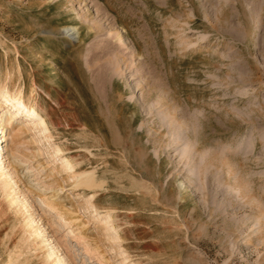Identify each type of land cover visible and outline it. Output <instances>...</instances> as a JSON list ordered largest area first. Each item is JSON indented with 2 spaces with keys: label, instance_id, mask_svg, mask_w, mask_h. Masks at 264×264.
I'll list each match as a JSON object with an SVG mask.
<instances>
[{
  "label": "rangeland",
  "instance_id": "rangeland-1",
  "mask_svg": "<svg viewBox=\"0 0 264 264\" xmlns=\"http://www.w3.org/2000/svg\"><path fill=\"white\" fill-rule=\"evenodd\" d=\"M2 84L0 264H264V0H0Z\"/></svg>",
  "mask_w": 264,
  "mask_h": 264
},
{
  "label": "bare ground",
  "instance_id": "bare-ground-1",
  "mask_svg": "<svg viewBox=\"0 0 264 264\" xmlns=\"http://www.w3.org/2000/svg\"><path fill=\"white\" fill-rule=\"evenodd\" d=\"M255 27L258 28V25L255 24ZM76 30H77V28L72 26L70 28L65 29L63 32L65 34H70V35L76 36V35H78ZM0 88H1V90L4 91L3 93L0 94V102L5 103L4 107L0 105V123L3 122V124L8 128L12 125V123L14 122V120L18 116H21L22 119L25 120L26 122L31 123L35 127H40V128L43 127L44 131H47L46 122H45L44 118L40 115L39 109L33 105H30L27 101H25V95H24L23 91H18L14 95H12L9 85L2 84V85H0ZM5 114H9V118L4 119ZM39 131H42V130H39ZM16 142H18V141H16ZM3 159H4V156L2 155V149L0 148V181H1L2 177L8 176L7 174H6L7 176H5V173H4V171L6 170V166H4V160ZM83 175L86 177V179L91 177V176H89L90 174H88V173L82 174L80 176H83ZM7 179H9V177H7ZM7 179H5V180H7ZM86 179L85 180L84 179L79 180L78 186L79 185H86L88 187H92L93 186L92 182H90L88 179L87 180ZM11 180H12V178H11ZM9 183L11 184V181ZM10 184L5 190L8 199H9V196L11 197V195L14 194V193H11V190H13V192L16 191L15 188H12L14 186L12 184L11 185ZM13 196L14 195H12V198L14 199ZM16 196H15V198H16ZM9 200H12V199H9ZM30 221L31 220H29L28 222H30ZM38 229H39V227H36L34 230L38 231ZM40 235L41 234H37V237L39 238ZM52 256L55 257V260H54L55 264L61 263L60 262L61 260H60L59 256L56 254L55 250L54 251L52 250L50 257H52Z\"/></svg>",
  "mask_w": 264,
  "mask_h": 264
}]
</instances>
